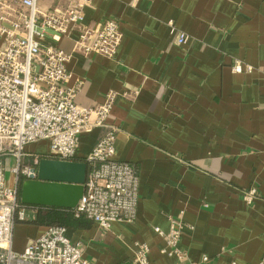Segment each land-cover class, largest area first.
Instances as JSON below:
<instances>
[{"label":"crops","instance_id":"0c3cea01","mask_svg":"<svg viewBox=\"0 0 264 264\" xmlns=\"http://www.w3.org/2000/svg\"><path fill=\"white\" fill-rule=\"evenodd\" d=\"M68 3L40 1L44 9ZM107 20H118L123 35L114 59L76 53L73 38L58 46L71 55L69 86L81 85L79 106L96 108L115 96L107 121L119 130L115 159L137 169L138 213L133 223L107 231L82 219L66 227L68 237L91 264H133L136 243L148 246L150 264H178L163 253L166 242L155 229L168 233L182 218L188 228L181 264H258L264 256V0H94L85 7L84 27L98 29ZM181 33L185 44L178 43ZM101 134H83L77 158L85 161ZM252 190L257 194L248 203ZM32 212L29 221L37 216ZM44 230L17 223L15 251Z\"/></svg>","mask_w":264,"mask_h":264},{"label":"built area","instance_id":"2783aa9c","mask_svg":"<svg viewBox=\"0 0 264 264\" xmlns=\"http://www.w3.org/2000/svg\"><path fill=\"white\" fill-rule=\"evenodd\" d=\"M40 1L0 0V264H91L63 226L47 227L28 240L22 252L15 251V225L27 221L19 181L37 179L42 158L75 161L80 137L100 129L85 160V192L73 213L106 231L114 223L136 220L138 172L134 165L115 159L119 130L107 121L115 96L96 108L79 106L75 100L81 85L69 86L71 55L58 46L64 37L73 38L76 53L114 59L123 35L118 20H107L98 29L83 26L84 9L94 0H69L66 7L49 9ZM169 26L174 33L173 23ZM187 41L186 34L178 36L179 44ZM234 71L241 73L242 65L237 63ZM39 142L48 145L45 156H27V146ZM256 194L250 191L245 200L252 203ZM186 228L180 218L172 221L168 233L155 229L165 239L163 253L176 256L178 264L186 258L180 248ZM135 246L133 264H150L148 246ZM258 264H264V256Z\"/></svg>","mask_w":264,"mask_h":264},{"label":"water","instance_id":"95a60500","mask_svg":"<svg viewBox=\"0 0 264 264\" xmlns=\"http://www.w3.org/2000/svg\"><path fill=\"white\" fill-rule=\"evenodd\" d=\"M87 173L88 166L84 161L42 158L37 179L22 183L21 203L74 210L84 195Z\"/></svg>","mask_w":264,"mask_h":264},{"label":"trees","instance_id":"16d2710c","mask_svg":"<svg viewBox=\"0 0 264 264\" xmlns=\"http://www.w3.org/2000/svg\"><path fill=\"white\" fill-rule=\"evenodd\" d=\"M76 161H84V159L76 158ZM85 162V161H84ZM24 181H19V202L21 203V187ZM24 206V205H22ZM27 209H32L37 212V216L34 220L26 221L30 225L37 227L47 228L50 226H63L70 228L78 224L82 219H87L84 216L76 218L73 210L55 208V207H42V206H24ZM88 220V219H87ZM25 222V223H26Z\"/></svg>","mask_w":264,"mask_h":264},{"label":"rangeland","instance_id":"374dc122","mask_svg":"<svg viewBox=\"0 0 264 264\" xmlns=\"http://www.w3.org/2000/svg\"><path fill=\"white\" fill-rule=\"evenodd\" d=\"M25 152L27 153V156L44 157L46 152H47V143L46 142H39V143H34V144H31V145H28ZM10 164H13V162H11ZM9 177L10 176H9V173H8V178ZM26 217H27V221H29V219L33 217L32 210H30V209L26 210ZM18 225L23 226L25 228L30 227V224H28L27 222L26 223L25 222L18 223ZM16 231H17V233H19L18 230H16ZM31 235L34 236L35 234H31ZM27 236L28 235H20V236L17 235L16 237L23 239L24 237L26 238Z\"/></svg>","mask_w":264,"mask_h":264}]
</instances>
